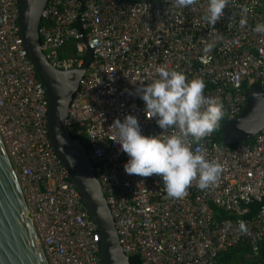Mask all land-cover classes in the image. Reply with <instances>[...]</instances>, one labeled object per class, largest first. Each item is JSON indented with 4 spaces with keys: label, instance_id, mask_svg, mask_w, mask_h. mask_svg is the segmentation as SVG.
Here are the masks:
<instances>
[{
    "label": "built area",
    "instance_id": "2783aa9c",
    "mask_svg": "<svg viewBox=\"0 0 264 264\" xmlns=\"http://www.w3.org/2000/svg\"><path fill=\"white\" fill-rule=\"evenodd\" d=\"M207 5L208 0L185 8L173 0H46L41 11L40 46L53 66L78 67L91 49L65 125L71 135L84 137L121 248L138 255L140 264H230L218 256L240 242L249 245L254 264H264V125L250 143H226L215 131L193 143V151L202 148L223 172L206 190L193 181L183 199L168 198L158 176L126 174L129 157L112 141L114 120L128 114L138 118L142 134L162 133L135 95L138 85L158 78L161 65L188 80L202 78L204 95L222 100L226 119L242 111L251 82L264 88V33L254 31L264 24L263 0H230L215 26L202 19ZM244 7L249 11L242 27ZM211 42L215 47L205 53ZM47 110L45 87L20 34L18 0H0V135L38 242L48 264H102L96 224L50 142ZM251 203L259 206L247 215ZM218 209L227 215L217 216Z\"/></svg>",
    "mask_w": 264,
    "mask_h": 264
},
{
    "label": "water",
    "instance_id": "95a60500",
    "mask_svg": "<svg viewBox=\"0 0 264 264\" xmlns=\"http://www.w3.org/2000/svg\"><path fill=\"white\" fill-rule=\"evenodd\" d=\"M45 3L46 0H18V24L27 55L47 93L48 136L96 224L101 263L131 264L118 241L114 220L95 176L92 160L83 142L71 135L65 125L78 80L92 58L91 49L78 67L59 69L53 66L40 46L39 24ZM245 94L242 111L220 125L221 139L226 143L252 139L264 125V88L254 81ZM0 264H48L1 135Z\"/></svg>",
    "mask_w": 264,
    "mask_h": 264
},
{
    "label": "clouds",
    "instance_id": "9594fccd",
    "mask_svg": "<svg viewBox=\"0 0 264 264\" xmlns=\"http://www.w3.org/2000/svg\"><path fill=\"white\" fill-rule=\"evenodd\" d=\"M198 0H173L180 8L195 5ZM230 0H208L202 19L209 26L225 15ZM247 7L242 8L240 25L247 24ZM254 31L264 33V24H257ZM215 43H205L203 51L209 53ZM158 78L151 83L140 84L135 95L145 103V114L155 118L163 130L158 135H144L135 115L128 114L123 121L115 119L112 126L117 134L112 141L120 145V151L127 154L124 164L126 174L142 178L158 176L163 182L167 197L183 199L188 189L196 182V187L206 190L217 183L223 172V165L208 159L202 149L193 151V143H199L210 136L219 126L224 116L223 102L219 97L205 96V81L200 77L188 80L186 75L175 69L161 65L156 68ZM177 131L169 135L170 129ZM239 229L247 233L243 221Z\"/></svg>",
    "mask_w": 264,
    "mask_h": 264
},
{
    "label": "trees",
    "instance_id": "16d2710c",
    "mask_svg": "<svg viewBox=\"0 0 264 264\" xmlns=\"http://www.w3.org/2000/svg\"><path fill=\"white\" fill-rule=\"evenodd\" d=\"M264 3V0H263ZM41 39V38H40ZM68 47H72V43H68ZM226 120V118H223V121ZM79 139L83 142L86 151L88 152V145L86 141L84 140V137L81 135H77ZM215 138H221V129L220 126L215 130L214 133ZM246 143L252 142V139L244 140ZM259 206V203H251V211L247 215H251L254 213V210L256 211V208ZM215 214L217 216L227 215L226 212L222 210H216ZM264 252V240L261 242L260 245V252L259 256L262 255ZM129 260L131 264H140V260L138 258V255H129ZM218 260L221 263H230V264H254L255 263V256L250 254V247L246 242H240L237 245L230 247L226 250H223L220 252L218 256Z\"/></svg>",
    "mask_w": 264,
    "mask_h": 264
}]
</instances>
